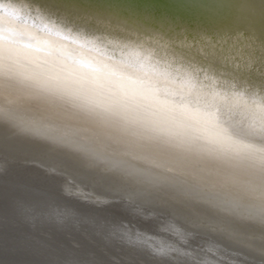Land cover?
<instances>
[{
	"label": "clouds",
	"instance_id": "1",
	"mask_svg": "<svg viewBox=\"0 0 264 264\" xmlns=\"http://www.w3.org/2000/svg\"><path fill=\"white\" fill-rule=\"evenodd\" d=\"M183 35L104 0H0V129L122 199L264 243V79L217 71Z\"/></svg>",
	"mask_w": 264,
	"mask_h": 264
},
{
	"label": "bare ground",
	"instance_id": "2",
	"mask_svg": "<svg viewBox=\"0 0 264 264\" xmlns=\"http://www.w3.org/2000/svg\"><path fill=\"white\" fill-rule=\"evenodd\" d=\"M161 1L104 0L165 14L217 71L264 79V0ZM62 2L73 8L87 0ZM1 180L10 183L0 182V264H264L258 235L223 238L198 226L200 209L173 217L122 199L59 153L2 129Z\"/></svg>",
	"mask_w": 264,
	"mask_h": 264
},
{
	"label": "water",
	"instance_id": "3",
	"mask_svg": "<svg viewBox=\"0 0 264 264\" xmlns=\"http://www.w3.org/2000/svg\"><path fill=\"white\" fill-rule=\"evenodd\" d=\"M154 1H156L158 4H159V6L161 5V4H163V1H161V0H154ZM165 4H167V5H171L170 3H165ZM163 8H165L166 10H168L167 9V7L165 6V5H163ZM0 182H2L3 184H6V185H8L7 183H10V182H6L5 180L3 181V180H1ZM18 184V183H17ZM21 184H23V181H21ZM21 184H19V185H21ZM1 189H6V192H10V193H14V194H20L21 195V197H24V198H28V197H26V195H24L23 193H21V192H19L18 190H13V189H11V188H9V187H7V188H1ZM13 194V195H14ZM31 198H35L34 196H32Z\"/></svg>",
	"mask_w": 264,
	"mask_h": 264
}]
</instances>
